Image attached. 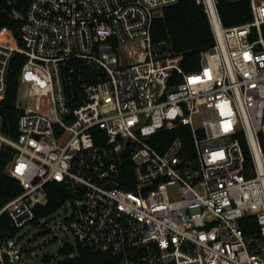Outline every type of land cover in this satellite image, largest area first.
Listing matches in <instances>:
<instances>
[{"label":"built area","instance_id":"built-area-1","mask_svg":"<svg viewBox=\"0 0 264 264\" xmlns=\"http://www.w3.org/2000/svg\"><path fill=\"white\" fill-rule=\"evenodd\" d=\"M177 1L31 0L13 9L19 36L0 28V104L11 59L26 56L15 136L0 110L6 170L23 186L0 208L15 230L0 236V264L33 259L17 232L53 180L69 193L58 209L76 242L120 264H264V0L231 26L220 0H197L215 42L193 70L152 38ZM184 125L190 144L168 137Z\"/></svg>","mask_w":264,"mask_h":264},{"label":"trees","instance_id":"trees-1","mask_svg":"<svg viewBox=\"0 0 264 264\" xmlns=\"http://www.w3.org/2000/svg\"><path fill=\"white\" fill-rule=\"evenodd\" d=\"M31 0H16L14 3L1 1L0 3V28L9 27L19 36L21 19L13 14V9L24 13ZM219 12L225 26L240 24L252 19V10L249 0H220ZM264 32V24H263ZM154 41L168 39L177 52L184 53L183 66L186 70H193L200 66L202 50L212 46L215 42L213 28L209 21L203 4L197 0H178L176 3L164 7L154 20L152 26ZM26 56L16 52L10 62V73L7 89L0 104L4 115V132L15 136L17 134V121L22 108L17 106L19 89V69ZM182 134L184 140L190 144L191 136L188 126H178L168 137ZM160 136V134L158 135ZM14 150L6 147L0 149V208L11 198L23 190L20 179L7 172V164L13 159ZM123 174L133 177L131 159L125 157ZM131 187V186H129ZM49 199L45 204L36 206V217L32 221L38 224L39 220L56 211L69 193L63 182L53 180L46 183ZM13 229L7 214L0 215V236L2 237ZM62 256L46 254V264H120V256L109 251L93 250L79 243L73 248L65 243L58 251Z\"/></svg>","mask_w":264,"mask_h":264},{"label":"rangeland","instance_id":"rangeland-1","mask_svg":"<svg viewBox=\"0 0 264 264\" xmlns=\"http://www.w3.org/2000/svg\"><path fill=\"white\" fill-rule=\"evenodd\" d=\"M24 86H21L20 96L25 99ZM178 198L179 194H173ZM54 214L41 220V223H27L17 232V238L21 240L28 258H35L38 254H54L61 257L58 252L61 240H64L73 248L76 247V237L72 230L63 220L65 212L57 209Z\"/></svg>","mask_w":264,"mask_h":264},{"label":"water","instance_id":"water-1","mask_svg":"<svg viewBox=\"0 0 264 264\" xmlns=\"http://www.w3.org/2000/svg\"><path fill=\"white\" fill-rule=\"evenodd\" d=\"M45 255L44 253L38 254L35 258L26 260L24 262L18 264H44L45 263Z\"/></svg>","mask_w":264,"mask_h":264}]
</instances>
